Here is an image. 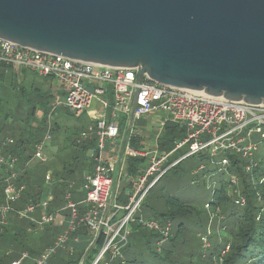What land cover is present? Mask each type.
Listing matches in <instances>:
<instances>
[{
	"label": "built area",
	"instance_id": "2783aa9c",
	"mask_svg": "<svg viewBox=\"0 0 264 264\" xmlns=\"http://www.w3.org/2000/svg\"><path fill=\"white\" fill-rule=\"evenodd\" d=\"M2 66L17 75L28 71L37 77L55 81L61 95L56 96L52 111L62 107L74 117L87 115L93 121L79 135V141L93 143L89 150L91 170L81 186L84 197L74 202L70 192L65 194V206L61 211L69 212L67 227L34 264H47L58 249L66 248L70 235L80 226L87 228L93 246L100 235L103 237L102 246L90 264H111L121 259L129 237V225L145 198L181 161L203 156L207 164L200 163L192 176L196 179L202 176L207 182V189H210L216 174L229 173V186L234 187L239 180L229 172L230 158L243 161L244 171L248 173L255 166L254 156L258 146L264 144L262 104L251 106L242 101L231 102L223 97L212 98L203 92L191 94L153 83L146 76L138 83L137 69L73 61L0 40V68ZM154 114L160 115L155 125L156 134L150 145L135 149L132 142L139 135L137 123ZM168 125L176 127L182 138H174L172 149L164 151L162 137ZM253 135H258L261 142H254ZM50 140L47 132L34 146L33 157L25 168L31 161L46 162L43 151ZM5 144L11 145L13 141L6 140ZM181 151L184 152L179 157ZM133 163L137 165L132 166ZM17 167L16 157L0 152V170L4 175L0 180L3 192L0 225L5 226L7 216L14 214L17 219L29 223L28 232L37 233L54 221L55 213L48 212L53 198L49 195L44 201L15 209L14 205L25 191L24 184L19 182ZM214 167H217L216 171ZM132 169L134 175L130 177ZM123 179L129 186L127 194L123 193ZM51 183V173H47L44 184L49 186ZM259 184H264V176ZM257 201L264 207V198L257 195ZM235 204L244 206L245 198L235 199ZM79 205L86 208L83 215L78 212ZM209 205L205 204L204 208L212 222L217 213L211 212ZM35 214L39 217L36 218ZM143 224L150 231L159 233L162 243L171 229V224L161 226L154 221ZM202 246L204 249L209 247L206 237L202 238ZM227 250L228 247L222 255ZM26 257L27 254H23L19 261L11 264H20ZM78 264H84V259Z\"/></svg>",
	"mask_w": 264,
	"mask_h": 264
},
{
	"label": "water",
	"instance_id": "95a60500",
	"mask_svg": "<svg viewBox=\"0 0 264 264\" xmlns=\"http://www.w3.org/2000/svg\"><path fill=\"white\" fill-rule=\"evenodd\" d=\"M0 40L264 106V0H0Z\"/></svg>",
	"mask_w": 264,
	"mask_h": 264
},
{
	"label": "trees",
	"instance_id": "16d2710c",
	"mask_svg": "<svg viewBox=\"0 0 264 264\" xmlns=\"http://www.w3.org/2000/svg\"><path fill=\"white\" fill-rule=\"evenodd\" d=\"M25 72L27 71L18 75L25 74ZM12 76L16 77L17 74L7 67L0 68V81ZM42 91L45 94L43 96ZM32 92L46 99L44 102L52 97L50 93L33 86ZM62 109L64 116L74 117L69 111ZM55 112L59 113L56 110L53 113ZM86 125L82 124L76 128L75 141L70 147L63 148L69 149L70 156L61 158L60 164L58 163L60 167L56 168L55 164H51L44 169L42 167L45 163L41 162L35 164L32 162L28 168L23 167L31 159L34 146L42 139L41 132L34 127L19 128L12 122L11 125L10 123L0 125V132L18 134V139L0 138V152L5 156L16 157L18 166L24 169L19 182L25 184L26 188L20 201L14 205L15 209L20 210L28 203L35 204L44 201L49 194L53 196L48 209L49 213L65 206L64 196L73 188L69 185L75 184V181L82 182L84 173H90L91 170V163L86 157L88 147L79 141V135L85 130ZM178 136L181 134L176 127L168 125L162 137L164 148L168 151L172 149V142ZM6 140H12L13 144H5ZM189 159H193L196 165L207 164L203 156ZM189 159L181 161L179 165ZM254 163L255 166L246 173L243 161L230 158L229 172L238 177L237 186L230 187L228 180L220 177L221 175L217 180L215 177L212 179L211 188L206 189L211 193L210 200L206 204H210L211 212L217 213V218L212 222L209 221L205 205L202 211H198L192 206L194 201L185 202L173 196H168L166 199L163 212L158 214L153 212L154 214L151 213L153 216L149 218L161 226L171 224L169 235L163 243V238L159 233L150 231L143 224L145 222H138V219L134 218L130 223L134 229L131 233L129 231L127 245L121 252L122 257L111 264H264V207L257 201V195L264 198V184H259V180L264 176V152L255 154ZM48 171H51L52 176V183L49 186L44 184V177ZM202 178L200 176L199 179L204 184ZM193 188L197 194L196 189L199 187L193 186ZM1 193L2 190H0V202L3 201ZM239 197H244L246 201L242 207L235 204V199ZM85 211V206H78L80 215H83ZM61 212L63 214L62 227L52 225L44 227L37 233L28 232L29 223L10 214L7 225H0V264L14 263L23 254L33 257L34 262L67 227L69 212ZM204 237L209 242L207 249L202 246ZM74 240L77 241L74 242ZM92 241L87 228L78 227L70 235L66 248L62 250L63 254L50 264H78L82 259H84V264H90L102 246L103 237L100 235L94 246ZM226 247L228 250L222 255Z\"/></svg>",
	"mask_w": 264,
	"mask_h": 264
},
{
	"label": "rangeland",
	"instance_id": "374dc122",
	"mask_svg": "<svg viewBox=\"0 0 264 264\" xmlns=\"http://www.w3.org/2000/svg\"><path fill=\"white\" fill-rule=\"evenodd\" d=\"M23 79L17 75L16 77L12 76L6 78L4 81H0V125L4 123H10L11 125L12 122L15 125H18L19 128L34 127L41 132V138H43L48 132L51 140L47 143L46 148L43 151L47 161L43 164L42 168L44 169L51 164H55V167L59 168V161L61 158H67L70 156L69 149L63 148H67L72 145L75 141L74 133L76 128L85 124L86 118L84 116L79 118L66 117L64 116L63 109L61 107L56 109L59 113H53L54 111H52V108H55L57 100L56 96L51 97V99L49 98L47 102L45 101V103L44 100L46 99H43L39 95L37 96V93L32 92V86L44 90V86L40 83V77L35 76L31 72H25ZM41 95H45L43 91L41 92ZM4 137L18 139V134L7 131L0 132V138ZM181 138L182 136L177 137V139ZM252 140L256 143L261 142L258 135H253ZM262 152H264V144L260 143L257 154H262ZM37 162L38 161H35L33 164ZM196 167L197 165L194 163V160L189 159L167 173V175L149 192L134 218L138 219V222L154 221L149 218H151V215L153 216L154 213L158 214L163 212L165 207L164 203L168 196H173L185 202L194 201L192 206H194L198 211H202L203 205L210 200L211 193L206 191L207 182L200 184L199 188L196 189V191H198L197 194L193 190L191 170ZM213 169L216 171L217 167H214ZM228 174L229 173L216 174L215 180H217L219 175H221L220 177H223L225 180H228ZM126 183L127 180L123 179L122 186L126 187ZM81 186L82 182L78 181H75V184H72L73 188L70 192L74 202L80 201L84 197V194L80 191ZM125 189L126 191L123 193L127 194V187ZM62 216L63 214H61V216L59 214L56 215L53 223L47 225L46 227H51L63 220ZM133 229V226L130 225V233ZM62 250L63 249H58L56 254L47 264H50L52 261L58 259L59 256L63 254ZM23 260L22 264L34 263V258L31 256H27Z\"/></svg>",
	"mask_w": 264,
	"mask_h": 264
},
{
	"label": "crops",
	"instance_id": "0c3cea01",
	"mask_svg": "<svg viewBox=\"0 0 264 264\" xmlns=\"http://www.w3.org/2000/svg\"><path fill=\"white\" fill-rule=\"evenodd\" d=\"M28 72V71H27ZM21 75V74H20ZM20 75H19V77H20ZM24 75L25 74H22L21 76L22 77H24ZM41 79V84L44 86L43 87V89H44V91L45 92H48V93H50V95L52 96V97H55V96H60L61 94H60V92H59V88H58V85H57V83L55 82V81H53V80H51V79H45V78H40ZM56 84H55V83ZM40 84V85H41ZM82 116H84L85 118H86V122H85V124H87L86 125V127L89 125V124H91V123H93V121L90 119V117H88L87 115H82ZM160 117V115L159 114H154V115H150V116H148V117H146V118H144V119H142L141 121H139L138 123H137V126H138V129H139V135L138 136H136L134 139H133V142H132V144H133V147L135 148V149H143L144 147H145V145H150V143H151V140H152V137H153V135L154 134H156V132H155V125H156V122H157V120H158V118ZM75 118H77V117H75ZM165 133V132H164ZM162 142L164 143V141H163V139H162ZM83 143H85L86 145H87V147H88V149L86 150V157L89 159V150H90V148H91V146L93 145V143L91 142V141H83ZM163 143H162V145H163ZM160 144H161V142H160ZM91 145V146H90ZM161 146V145H160ZM162 150H164V151H168V150H166L165 148H164V146H162ZM183 152L184 151H181L180 153H179V157L183 154ZM177 155V154H176ZM178 156V155H177ZM178 157V158H179ZM173 159H174V157H172ZM178 158H175V159H178ZM29 161V160H28ZM27 161V162H28ZM47 161V160H46ZM90 161V160H89ZM26 162V163H27ZM32 162H35V161H31L29 164H28V166L32 163ZM39 162V161H38ZM26 163L23 165V167L25 168V165H26ZM42 163V162H41ZM45 163V162H44ZM91 163V162H90ZM130 163H132V162H130ZM181 163V162H180ZM136 164V163H135ZM132 166H136V165H134V163L133 164H131ZM28 166H27V168H28ZM198 166V165H197ZM18 168V170H19V173H20V177L22 176V174L24 173V169H21V167L20 166H18L17 167ZM176 168V167H175ZM174 168V169H175ZM196 168H193L192 170H191V177H192V183H193V186H195V187H199L200 186V184H202V180H200L199 178L200 177H197V179L195 178V177H193L192 176V172L195 170ZM51 172V171H50ZM50 172H47V173H50ZM46 173V174H47ZM169 173V172H168ZM89 174V172L88 173H84V175H83V180H84V177L86 176V175H88ZM129 175H130V177H132L133 175H134V171H133V169L132 170H130V172H129ZM3 173H2V171H0V180L3 178ZM19 177V178H20ZM83 180H82V182H83ZM200 181V182H199ZM198 183V184H195V183ZM24 186H25V184H24ZM70 187H72V185H70ZM126 187H127V189L129 188V186H128V183H126ZM125 187V188H126ZM0 190H2V187H1V184H0ZM26 188V187H25ZM124 188V189H125ZM81 191V190H80ZM124 191H126V189L124 190ZM82 192V191H81ZM2 194V200H3V192L1 193ZM50 196H52L51 194H49ZM53 197V196H52ZM121 200H123V199H121ZM3 202V201H2ZM1 202V203H2ZM76 202H79V201H76ZM50 206V205H49ZM64 208V206L62 207V208H57V209H55V210H53L54 212H52V213H55V216L56 215H60L61 216V214H62V212H61V209H63ZM8 217H9V215L7 216V219H6V222H7V220H8ZM35 217L36 218H38L39 216H38V214H35ZM55 218V217H54ZM22 221H24V220H22ZM62 224H63V220H61L60 222H58V223H56V224H54L53 226H57V227H62ZM6 225H7V223H6ZM21 259V258H20ZM19 259V260H20ZM18 260V261H19ZM17 262V261H16Z\"/></svg>",
	"mask_w": 264,
	"mask_h": 264
}]
</instances>
